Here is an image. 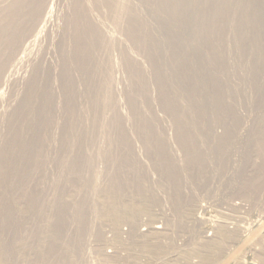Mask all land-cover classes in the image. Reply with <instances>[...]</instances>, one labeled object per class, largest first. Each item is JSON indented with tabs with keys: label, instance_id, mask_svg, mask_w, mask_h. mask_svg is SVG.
<instances>
[{
	"label": "bare ground",
	"instance_id": "1",
	"mask_svg": "<svg viewBox=\"0 0 264 264\" xmlns=\"http://www.w3.org/2000/svg\"><path fill=\"white\" fill-rule=\"evenodd\" d=\"M61 4H65L66 10L61 15L58 13L61 16L60 24L53 30V33L51 32L53 35L47 33L50 37L46 35L45 45L41 43V46L40 44L39 47L36 46V54H32L35 57L33 59H31L33 56L29 57L31 59L30 70L21 79L19 78L20 80L14 78L17 86L22 87L16 88L19 91L15 93L14 105L10 103L11 107L13 106L12 110L8 115L6 114L9 116L10 123L7 124L10 126L7 131L9 133L0 149V170L3 171L8 164L10 169L7 168L4 171L10 170L11 183L15 180L16 164H19L18 166L22 170L24 168L22 167L23 160L27 159L28 162L33 163L36 159L40 160L34 156V153H37L35 146L40 140L38 138H41L38 137L40 129L45 131L48 130L47 128L58 129L61 126L63 129L71 130L68 132L67 129L63 130L65 133L62 134V137L68 136L69 140L64 137L65 141H61V143L66 145V143L72 142L79 144L85 142L78 139V136L81 135L75 134V130L80 128L91 127L93 129L97 127L98 129V127H104L103 129H105V127L126 126L125 117L118 106V100L116 96L109 95V85L107 86L110 70L113 67L110 55L114 52L113 50H117L130 78V85L128 84L126 88V97L134 113L136 125L154 126L152 122L150 124L144 119L136 98H134L136 91L146 93L145 90H147L150 81L155 82L158 86L160 92V99H158L163 108L170 113L178 114V117L174 115L173 121L176 129L179 130L174 136L181 146V159L167 151L165 138L161 141L149 133H145L143 137L145 138L146 153L153 158L155 162L153 164H155L166 189L168 200L170 199L171 208L179 217L178 228L180 231L184 230L190 233L188 218L192 210H196L198 206L193 205V198L188 193L190 191H184L187 182L184 181L183 184L180 182L178 167L186 168L196 183L204 185L207 178L206 161H208V157L200 148V139H197L195 134L185 132L186 129L183 128L205 130V126L202 124L205 118H202L203 115L201 117L199 115L206 113L204 110L210 105L213 109L210 111L228 114L229 117L226 120L230 123L236 122L237 118L233 116L236 115L233 113L234 109L227 100L230 96L229 88L224 81H221V78L214 77L210 67L217 62V56L220 61L218 48L224 46H222V40L225 38L221 36H223L222 31L226 28L223 23L225 19L230 18L231 13H235L234 10H237L238 7L240 9L237 10L238 14H235V21L232 23L235 30H233L234 28L232 30L237 32L243 51L249 47L248 41L250 42V35H252L251 41H254L253 47H256L253 74L256 78L264 73V0H0V87L11 72L9 69L15 62L12 60L20 59L21 54L25 53L29 47V38L33 37L32 40H35L38 34L46 31L47 19L50 17L48 15L54 10V6L57 7ZM233 4H240V6L235 7ZM92 6L101 10L108 18L120 20L121 30L126 36L124 38L128 41L127 43L141 49V52L145 54L149 67L152 69V75L147 74L146 68L142 66L140 60H135L131 54L130 45L121 39L115 44L114 37L107 33L102 20L93 17ZM234 7L235 9H233ZM46 49L52 53H50L51 58H49L50 56L46 58ZM21 61L23 60L21 59ZM16 62L18 64V61ZM14 81L12 82L14 83ZM181 94L187 96L188 103L182 101ZM2 95L0 89V98ZM144 95L146 96V94ZM8 101L11 102V100ZM194 112L198 113L199 117L179 116V114L188 115ZM23 113L25 114L23 115ZM216 117L215 120H217ZM3 123L5 125V122ZM256 127H259V132L264 137V117L259 118ZM61 128L59 127V129ZM99 129L101 130V128ZM203 134L209 139L215 137L210 132L203 131ZM75 137L78 140L73 139ZM91 137L93 139L94 136L90 135ZM118 138L122 137L118 136ZM217 138L216 142L220 147L215 149L216 162L217 167L223 170L222 167L226 162L225 148L232 142L233 134L226 131ZM120 141L118 142L122 143L121 145L128 143L124 139H120ZM254 143H257L260 148L256 151L261 154L260 162L256 164L260 168L255 167L258 170L250 171L249 174L245 172L244 179H247L249 187L245 185L246 181L242 182L244 183V185L242 184L243 195L251 198L264 181V138L256 139ZM22 144H27V146L30 144L32 147L30 150L23 147L26 152L29 151L26 157L19 153H23L22 148L19 147L20 151L17 148V145ZM151 145L154 147L152 148ZM73 151L71 153H82L80 150ZM19 155L21 157H18ZM103 155L112 161L107 173L104 172L106 174L105 186L101 187L102 197H105L103 205L98 208L101 220L105 216H109L113 225L119 224L124 219L132 225L143 215L151 218L157 213L155 211H163V208L166 207L165 203L159 201L155 197L153 189L144 182L141 169L135 164L137 161H135L132 152L123 151L122 154L116 156L108 149L104 151ZM39 157L41 158V156ZM33 163H29L26 167L31 169L34 166ZM68 169H70L68 177H71L70 187H67V190L64 187L60 191L65 193L74 184L81 188L85 185L87 189L89 186L93 189L96 185L93 181L95 177H91L90 165L70 166ZM30 173L28 171V175ZM5 176L4 174L3 177ZM92 182L95 184L94 186H92ZM75 186V189L72 190L77 196L75 200L73 199L75 204L69 206L72 209L69 213L68 204H64L62 200L64 193L61 192L59 197L51 201L52 213L48 217L49 220L47 219L48 227L44 243L41 242V246L36 251H31L33 256L30 260L27 259L29 264H81L79 258L84 255L81 249L83 236L92 235L96 241L103 240L101 226L93 230L94 223V225L91 223L92 228L86 225L90 218H94L90 215L95 214V208H92L94 205H90L91 208L85 207V203L89 200L85 202V197L83 198L79 193L81 188L76 189ZM246 187L248 189H245ZM79 194L81 197L78 196ZM4 197L0 194V264H25L23 259L25 255L23 256L24 251L22 252L23 248L20 244L22 242L20 232L23 227L22 221L20 223L19 221L22 219L20 218L18 221V217L22 216V214L19 215L18 208L21 209L22 204L16 205V202L13 203L14 198L11 200L6 199V195ZM252 201L253 199L249 200L254 205ZM17 206L18 208H16ZM156 207L159 208L156 210ZM17 210L18 213H16ZM68 216L73 217L72 221H76L73 228L70 229L71 234L64 224ZM182 217H184L183 220ZM16 231L20 235L16 244L17 248L15 245ZM151 234L155 235L154 241L147 237L138 240L134 234L130 233L122 238L119 233L114 231V241L121 250V256L122 251L126 248L136 252H145L152 256L162 254L169 244L168 239L157 230L152 231ZM235 234L225 231L219 234V239H231ZM206 239L202 241H205L202 243L203 245L199 243L201 250L207 255L211 252H219L218 246L208 245L209 242L206 241L209 239ZM105 241L101 244H104ZM107 260L108 255L103 254L99 262L107 264ZM132 264H136V262H132Z\"/></svg>",
	"mask_w": 264,
	"mask_h": 264
},
{
	"label": "rangeland",
	"instance_id": "2",
	"mask_svg": "<svg viewBox=\"0 0 264 264\" xmlns=\"http://www.w3.org/2000/svg\"><path fill=\"white\" fill-rule=\"evenodd\" d=\"M238 5L240 6V4ZM238 5L233 4V6L235 7ZM57 7L54 6V12L52 11L48 15V17H50L48 18L49 20L47 19V27L45 31L46 33H40L41 36L40 34H38L35 40H32L33 37L29 38V47L27 46L28 49L25 50V53L21 54V57L18 56L20 57V59L17 58L16 60H12V62L18 61V64L17 62L12 63L11 67L13 68V70L12 68L9 69L11 70V72H9L8 75V78H10H7L5 80V84H1L3 90L1 87L0 89L3 95L2 98H0V149L4 144L6 135H8L9 133L7 131L9 130L10 125L8 124L10 123V120L8 119L9 116H6V114L8 115L10 113V110H12L13 106L11 107V104L14 105L13 101L15 100V93L19 91L17 89H19V87H22L19 85L17 86L14 78L15 80H20L30 70V60L35 57V55L33 56L32 54L35 53L37 47H39V44L40 46L41 43L43 45L46 44L45 39H47V36L50 37L49 35H53V30L60 24V15L61 13L63 14L65 12L66 8L65 4H61ZM92 7L91 13L93 17L95 19L98 17L97 20H102L106 30L108 31L107 33L114 37L115 44H117L118 40L121 39L123 42H126V44L130 45L124 38L126 36L121 30L120 20L108 18L101 12V10L96 9L95 6ZM235 7L233 9H235ZM238 9L240 8L237 7V10ZM237 10H234V15L233 13H231L230 18L225 19L223 23L224 27L226 28H224V30L222 31L223 36H221L222 38H225L223 40L221 38V40L223 41H221L223 43L222 46H224L218 48V50L220 51V61L219 57L217 56L218 63L215 62L213 65H211L212 67H210V71L212 72L214 77H219V79L221 78V81H224V83L229 88L230 96L227 98V100L234 109L233 113H235L236 115H233V113L232 115L237 118L236 122H228L226 120V118L229 117L228 114H221L210 111L213 110L211 109V105L206 107V109L204 110L206 113L204 114L199 115L195 112L188 115L179 114V116L193 115L196 117H201V115H203L202 118H205V121L202 123L205 126V130H201L199 128H183L186 129V131L184 130L185 132L195 134L197 139H200V148L203 151L204 155L208 157V161H206L207 178L204 185L199 184V182L196 183L194 178L190 176L186 168L178 167L181 179L180 182L182 184L184 183V181L187 182L186 186H184V191H190L188 193L193 198V205L195 207L198 206L196 210H192V213L188 218L191 229L190 233L184 230L180 231L178 228L179 217L173 210V208H171V203L169 202L170 199L168 200L166 189L164 188L159 173L154 166L155 164H153L155 163L153 158L146 153V145L144 143L145 138L143 137L145 133H149L152 136H156L154 137L155 139L161 141L163 140V138H165V146L167 151L170 153H174L176 157H179L181 159V146L177 142V138L174 136L175 133L179 132V130L176 129L174 125L175 123L173 121L175 118L174 115H177L178 117V114L170 113L168 110H165L163 108L162 104L159 101L160 92L158 86L155 82L150 81L152 83L149 82V85L147 86L148 88L147 90H145L146 93H144V91H136L134 92V98H136L135 100L139 106V109L141 110L144 119H146V121L150 124L152 122L154 126L148 127L136 125L137 123H135V119L133 117L134 113L126 97V88L128 84L130 85V78L127 73L126 67L121 60V57H119L118 55V51L113 50L114 52H112L110 55L113 67L110 70L109 78L107 80V86L109 85V95H111V97L116 96L118 100V106L121 113L123 112L122 114L125 117L126 126L105 127V129H103L104 127H98V129L97 127L93 129L91 127H86L87 129L80 128L77 131L75 130V134L81 135L78 136V139L85 142L80 144L77 142H72L66 143V145L65 143H61V141H65L64 137L66 138V140H69L68 136L62 137V134L65 133L64 131L67 128L63 129L61 128V126H59L61 129H59V127L58 129L50 128L52 130L47 128L48 130L45 131L44 129L42 131L40 129L38 137L41 138H38V140H40L35 146V148L37 149V153H34V156H37L36 158H39L40 160L38 161V159H36L34 163L31 161L28 162L27 159L23 160L24 162H22V167L24 168H22V170L21 167L18 166L19 164H16L17 167L15 180L11 183V177L9 175L10 170H6V172L4 171V169H10L8 164H6V168H4L3 171L0 170V175L2 176H0V194H2L3 197L6 195V199L14 198L13 203L16 202V205L20 206L22 204V206H20L21 209L18 208V206L16 208L20 210L19 215L22 214V216L18 217V221L20 220V218L22 219L19 221V223L22 221L21 224L23 227V229L21 230L22 232H20L22 240L20 244H22V252L24 251L23 256H25L23 257V259L25 261V264H29V262L27 261L30 260V258L33 256L32 252L39 249V247L41 246V242L44 243L48 227L47 219L49 216H51L52 213L51 201L54 198L59 197V194L61 192L62 194L64 193L63 191H60L61 189L65 187V190H67L70 187L69 182L71 177H68L70 174V169L68 168L70 166L79 167L83 164H88L91 166V177L93 176L96 178H94L93 180L96 185L92 182V186L95 185L93 188L94 190L91 186H89V189H87L85 185L82 186L83 188H81L77 184L74 185H76V189H78V187L81 188L79 193H81V196L83 198L85 197V202H87L88 200L90 201L85 203V207L91 208V206L94 205V207L92 208H95V214L92 213L90 215V217L94 218H90V220L87 221L86 225L91 227L95 224V227L93 226V230H96L98 229V226H101L103 240L99 242L96 241L92 235L83 236L81 245L84 249L82 247L81 249L83 250L84 255L82 258H79L81 264H98V262L101 261L103 254L108 255L107 264H132V262H136V264H264V181L260 185L262 187L259 186L257 190L258 194L256 193V196L254 195L252 198L243 195L244 189L242 187V184L244 185V183L242 182L245 181V185L249 187L247 179H244L245 172L249 174L251 173L250 171L258 170L255 169V167L260 168L257 167L258 165H256L259 164L261 158L260 152H256L257 149L260 150V148L258 144L254 142L256 139L259 140L264 138L259 132V127H256L259 123V118L264 117V73H262L260 76L258 75L256 78L253 74V60L255 56L254 50L256 47H253L254 41H251L252 35H250V42L248 41V46L250 47L251 45V47H247V49L243 51L238 35L236 34L237 32L233 31L235 30V28L233 27L232 23H234L235 17L238 14ZM228 24L230 25L227 26ZM43 34L44 37L42 36ZM237 40L239 41L237 42ZM249 43L251 44L249 45ZM130 46L132 50L131 54L133 55L135 60H140L139 62L143 67L146 68L147 74L152 75V69L151 67H149L150 65L145 57V54L141 52V49L139 50V48L134 47V45L131 44ZM46 53V58H48L49 56V58L52 57V53L49 50H47ZM29 57L32 58L29 59ZM21 59L23 61H21ZM200 73H202V71H200ZM10 80L14 81V83ZM144 94H146V96ZM181 97L180 98L182 99V101H184V103H188V99L185 94H181ZM8 100H11V102ZM25 111L26 110H24V112ZM25 113H23V115ZM215 117L217 120H215ZM3 122H5V125ZM99 128H101V130ZM66 131L68 132L71 130L67 129ZM203 131L210 132V134L214 135L215 137L209 139L205 136V134H203ZM226 131L233 134V140L230 145L225 148L226 162L222 167L223 170H221V168L217 167L218 164L216 162L215 149H219L220 147L218 142L216 141L218 139L217 137ZM90 135L94 136L93 139L92 137L90 138ZM118 136L122 138H118ZM73 139L76 140L77 137ZM120 139H124L128 143H124L123 145H121L122 143H120ZM117 140L120 142H118ZM28 146L27 144L17 145L19 151L20 148H22L21 150L23 151V153L19 152L20 155H23L25 157L26 155L28 156L29 151L26 152V150H30L32 148L31 145L29 147ZM23 147H26L27 149L25 148V150L23 149ZM151 147L153 148L154 145H151ZM108 149L111 150V152H114V155L116 156L122 154L123 151H129L134 154V157L136 159L135 161H137V163L135 162V164H137L141 169L142 176L144 177V182L153 189L155 197L158 198L159 201L165 203L166 207L163 208V211H158L157 209L159 207H156L157 211L155 212L157 213H155L154 216L148 218L147 216L143 215V217L141 216L138 221L132 225L129 224L125 219L117 225H113L111 223L112 220L109 219V216H105L102 220L100 219L98 208L101 207V205H103V202L105 201V197H102L103 194L101 192V189L105 186V173H107L110 167V162L112 161L108 157H105L103 155L104 151ZM73 150H80L82 151V153H71ZM20 155L18 157H21ZM39 156H41V158ZM15 162L17 163V160ZM29 163H33L34 165L31 169H28L26 167ZM115 165L117 166V164ZM28 171L31 172L30 175H28ZM3 173L7 176V178L6 176L3 177ZM104 176L105 178H103ZM7 182H9L11 185ZM74 185L73 187L71 186L70 190H64L65 196L63 195L62 197L64 204H68V207L75 204L73 203V201L75 200L77 194H74ZM11 186L13 187V189H10L12 188ZM245 189L248 188L246 187ZM78 196H80V194ZM252 199L254 205L249 202V200L251 201ZM69 209L68 213L72 211L71 207H69ZM16 213H18V210L16 211ZM68 217V219L66 218V220L64 221V224L70 232V229L73 228L72 226L75 225L76 221H72L73 217ZM197 218L199 219L197 220ZM183 219L184 217H182V220ZM157 220H160L162 222L158 223ZM91 223L94 224L92 225ZM156 223L161 225L160 229L154 228L156 227ZM154 230L159 231L163 237L168 239L169 244L162 252V254H154L152 256L148 255L145 252H136L133 249L126 248L124 251H122L123 254L121 256V250H119L114 241V231L119 233L122 238L130 233L134 234L138 240H143L146 239L145 237H147L149 240L154 241L155 235L151 234V232ZM225 231L234 232L236 234L234 238L231 239H219V234ZM20 235H18L16 231L15 240L17 241H15V245L18 243V236ZM205 238L209 239V241L206 239V242H209L208 245L215 244L216 246H218L219 252L215 251V253L211 252L209 253V255H207V253L202 251L200 244L203 245L202 243H205V241L202 242ZM103 241H105V243L101 244L103 243ZM37 242H39L40 244ZM17 246L18 245H16V248Z\"/></svg>",
	"mask_w": 264,
	"mask_h": 264
},
{
	"label": "built area",
	"instance_id": "3",
	"mask_svg": "<svg viewBox=\"0 0 264 264\" xmlns=\"http://www.w3.org/2000/svg\"><path fill=\"white\" fill-rule=\"evenodd\" d=\"M158 221V223H161L162 221H160V220H157ZM158 223H156L155 224V226L156 227H154L155 229H160L161 228V225L160 224H158ZM144 230V229H143Z\"/></svg>",
	"mask_w": 264,
	"mask_h": 264
}]
</instances>
